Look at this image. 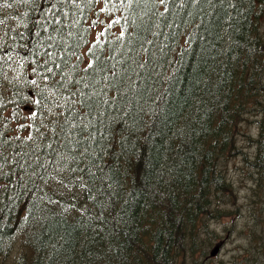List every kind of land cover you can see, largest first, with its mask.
<instances>
[{"label": "trees", "instance_id": "obj_1", "mask_svg": "<svg viewBox=\"0 0 264 264\" xmlns=\"http://www.w3.org/2000/svg\"><path fill=\"white\" fill-rule=\"evenodd\" d=\"M262 2L0 0V264H208L264 115ZM98 3L118 30L91 39Z\"/></svg>", "mask_w": 264, "mask_h": 264}, {"label": "rangeland", "instance_id": "obj_2", "mask_svg": "<svg viewBox=\"0 0 264 264\" xmlns=\"http://www.w3.org/2000/svg\"><path fill=\"white\" fill-rule=\"evenodd\" d=\"M97 12L92 14L90 20L91 39L103 32L118 30L116 26H112L108 15L99 10ZM257 19L260 22L259 32L264 38V14L259 15ZM261 79L264 86V68ZM245 117L246 119L239 122L236 134L237 150L228 156L223 165L225 181L232 186L235 199L232 202L221 201L220 214L209 221L211 228L218 233L216 241L222 239V244L218 254L210 258L208 264H236L237 247H240L241 254L247 255L250 229L254 225L258 229L261 225L263 214L257 217L259 219H255V224L250 220V216L257 208V202L264 198V150H261L260 145L264 139L261 132L264 115L252 109L245 112ZM20 248L24 250L21 244ZM41 255L44 262H50L52 259L53 264H68L69 261L63 245L56 241L45 240L40 243L34 249L32 257Z\"/></svg>", "mask_w": 264, "mask_h": 264}, {"label": "flooded vegetation", "instance_id": "obj_3", "mask_svg": "<svg viewBox=\"0 0 264 264\" xmlns=\"http://www.w3.org/2000/svg\"><path fill=\"white\" fill-rule=\"evenodd\" d=\"M253 187H255V184H253ZM257 217L254 215L250 218L252 223H256L255 219H259ZM260 221L261 225H259L258 229H256L255 225L250 229L248 254H241V249L239 248L236 264H264V221L262 218Z\"/></svg>", "mask_w": 264, "mask_h": 264}, {"label": "water", "instance_id": "obj_4", "mask_svg": "<svg viewBox=\"0 0 264 264\" xmlns=\"http://www.w3.org/2000/svg\"><path fill=\"white\" fill-rule=\"evenodd\" d=\"M219 249V244L216 243L211 249H210V254L214 255Z\"/></svg>", "mask_w": 264, "mask_h": 264}, {"label": "bare ground", "instance_id": "obj_5", "mask_svg": "<svg viewBox=\"0 0 264 264\" xmlns=\"http://www.w3.org/2000/svg\"><path fill=\"white\" fill-rule=\"evenodd\" d=\"M110 185V184H109ZM4 241V240H3Z\"/></svg>", "mask_w": 264, "mask_h": 264}]
</instances>
